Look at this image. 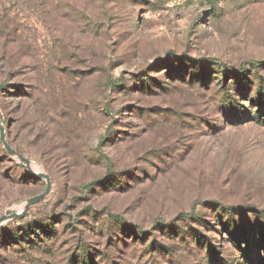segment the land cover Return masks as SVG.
<instances>
[{"label": "rangeland", "instance_id": "1", "mask_svg": "<svg viewBox=\"0 0 264 264\" xmlns=\"http://www.w3.org/2000/svg\"><path fill=\"white\" fill-rule=\"evenodd\" d=\"M260 62L264 0H0V264H264Z\"/></svg>", "mask_w": 264, "mask_h": 264}, {"label": "water", "instance_id": "2", "mask_svg": "<svg viewBox=\"0 0 264 264\" xmlns=\"http://www.w3.org/2000/svg\"><path fill=\"white\" fill-rule=\"evenodd\" d=\"M0 142L2 143L4 149L7 151V153L11 156H14L15 158L19 159L20 161H23L26 165L29 166V161L25 158H23L22 156H20L19 154H17V152H15L9 145L8 143L6 142V139H5V131H4V128L3 126L0 124ZM28 170H30L32 172V170L30 169V167H28ZM32 174L37 177V178H41L43 180L46 181V188L44 190L43 193L39 194V195H36L34 197H31L29 198L26 203L23 205V208H22V211L19 212V213H11L9 215H3L0 217V226L2 225V223L6 222V221H10V220H13V219H20L23 217L24 215V212L30 208L31 206L37 204L38 202H40L45 196L48 195L49 191H50V186H51V183H50V179L49 177L44 174V173H41V172H37V173H34L32 172Z\"/></svg>", "mask_w": 264, "mask_h": 264}, {"label": "bare ground", "instance_id": "3", "mask_svg": "<svg viewBox=\"0 0 264 264\" xmlns=\"http://www.w3.org/2000/svg\"><path fill=\"white\" fill-rule=\"evenodd\" d=\"M31 169L34 171V172H39L40 171V168L36 167V166H33V165H30ZM23 206H21V209H22Z\"/></svg>", "mask_w": 264, "mask_h": 264}, {"label": "trees", "instance_id": "4", "mask_svg": "<svg viewBox=\"0 0 264 264\" xmlns=\"http://www.w3.org/2000/svg\"><path fill=\"white\" fill-rule=\"evenodd\" d=\"M213 63H215L220 69H222V68H224L219 62H217V61H213ZM257 64H264V63H262V62H260V63H257Z\"/></svg>", "mask_w": 264, "mask_h": 264}]
</instances>
